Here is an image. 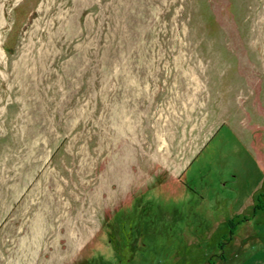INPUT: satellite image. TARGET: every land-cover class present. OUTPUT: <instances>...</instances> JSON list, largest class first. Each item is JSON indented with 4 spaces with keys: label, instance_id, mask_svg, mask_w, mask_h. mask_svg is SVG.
<instances>
[{
    "label": "rangeland",
    "instance_id": "374dc122",
    "mask_svg": "<svg viewBox=\"0 0 264 264\" xmlns=\"http://www.w3.org/2000/svg\"><path fill=\"white\" fill-rule=\"evenodd\" d=\"M0 264H264V0H0Z\"/></svg>",
    "mask_w": 264,
    "mask_h": 264
},
{
    "label": "crops",
    "instance_id": "0c3cea01",
    "mask_svg": "<svg viewBox=\"0 0 264 264\" xmlns=\"http://www.w3.org/2000/svg\"><path fill=\"white\" fill-rule=\"evenodd\" d=\"M198 150H199V149H198ZM198 150H197V152H198ZM197 152H195L194 156L197 154Z\"/></svg>",
    "mask_w": 264,
    "mask_h": 264
}]
</instances>
